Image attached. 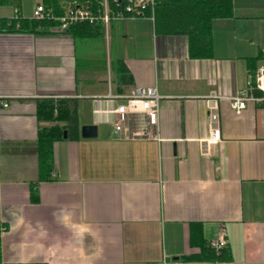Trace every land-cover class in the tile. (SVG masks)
<instances>
[{"label":"crops","instance_id":"1","mask_svg":"<svg viewBox=\"0 0 264 264\" xmlns=\"http://www.w3.org/2000/svg\"><path fill=\"white\" fill-rule=\"evenodd\" d=\"M24 10L3 4L0 17L31 18ZM212 34L213 56L193 58L187 36L158 34L146 18L113 19L91 38L0 30V264H264V99L241 113L231 99L264 64H249L264 52V0H235ZM120 60L131 82L118 79ZM137 86L165 96L159 139L114 137L119 101L108 95ZM44 97L76 101L80 119L78 139L54 142L48 180L38 166ZM214 97L222 138L204 154ZM83 125L97 136L83 137ZM200 233L208 245L225 235L232 258L205 260L191 241Z\"/></svg>","mask_w":264,"mask_h":264},{"label":"trees","instance_id":"2","mask_svg":"<svg viewBox=\"0 0 264 264\" xmlns=\"http://www.w3.org/2000/svg\"><path fill=\"white\" fill-rule=\"evenodd\" d=\"M114 6V0H110ZM235 0H159L155 10L154 28L158 34L185 35L188 37V51L190 57H211L214 53L212 34L213 21L216 18L230 17L234 14ZM47 8L53 10L55 17L61 16L69 3L78 2L85 7L98 11L99 0H43ZM22 7V0H0V5ZM35 19L21 16L15 18L0 17V30L38 31L40 28H56L59 30L60 21L56 18ZM104 25L101 22L91 23L81 21L72 23L62 32L74 38H91L103 35ZM264 60V52L249 59V64L255 72V63ZM116 72L120 82H131L132 76L123 60L118 61ZM261 92V91H259ZM264 106V103H263ZM38 120L48 121L50 125L40 126L38 130V166L39 179L48 180L54 170L53 145L56 140L64 138L78 139L80 137V119L76 101L68 98L44 97L37 100ZM1 232V226H0ZM192 244L203 248V258L208 261H227L232 254L223 247L220 250L211 248L203 234H192ZM1 260V254H0ZM41 264V263H38Z\"/></svg>","mask_w":264,"mask_h":264},{"label":"built area","instance_id":"3","mask_svg":"<svg viewBox=\"0 0 264 264\" xmlns=\"http://www.w3.org/2000/svg\"><path fill=\"white\" fill-rule=\"evenodd\" d=\"M159 0H114V6L110 0H99L100 9L98 11L85 7L78 2L68 4L61 16L55 17L53 10L47 8L43 0L37 2L33 9L32 18L45 19L56 18L60 21L59 30L63 31L72 23L89 21L91 23L101 22L108 26L113 19H149L153 25L155 22V10ZM249 90L244 93L234 94L232 105L236 113H241L248 100H263L264 96L256 97L252 91L261 90L264 92V64L260 65L256 72L250 76ZM111 102L119 101L112 109L113 114L111 123L113 125V134L119 139H159V114L161 102L165 97L160 93L157 86H137L129 92L113 95L109 93ZM4 107L8 103H2ZM208 115L210 118V134L203 141L202 152H208L210 145L221 141L222 134L219 123V107L216 97L208 101ZM99 110H95L98 112ZM100 112V111H99ZM209 246L220 250L227 246V239L222 235L218 239L211 240ZM167 259H162L159 263L150 264H168ZM173 264H185L181 260L173 261Z\"/></svg>","mask_w":264,"mask_h":264},{"label":"water","instance_id":"4","mask_svg":"<svg viewBox=\"0 0 264 264\" xmlns=\"http://www.w3.org/2000/svg\"><path fill=\"white\" fill-rule=\"evenodd\" d=\"M81 131L83 137H95L98 134L96 125H83ZM64 137H67V131L64 132Z\"/></svg>","mask_w":264,"mask_h":264},{"label":"rangeland","instance_id":"5","mask_svg":"<svg viewBox=\"0 0 264 264\" xmlns=\"http://www.w3.org/2000/svg\"><path fill=\"white\" fill-rule=\"evenodd\" d=\"M22 5L25 8L24 12L27 16L33 14L34 0H22Z\"/></svg>","mask_w":264,"mask_h":264}]
</instances>
